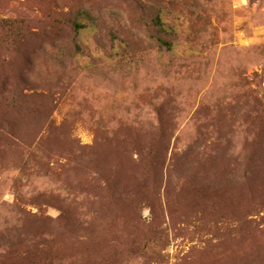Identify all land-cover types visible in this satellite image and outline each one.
<instances>
[{
	"label": "rangeland",
	"instance_id": "obj_1",
	"mask_svg": "<svg viewBox=\"0 0 264 264\" xmlns=\"http://www.w3.org/2000/svg\"><path fill=\"white\" fill-rule=\"evenodd\" d=\"M0 264H264V0H0Z\"/></svg>",
	"mask_w": 264,
	"mask_h": 264
},
{
	"label": "trees",
	"instance_id": "obj_2",
	"mask_svg": "<svg viewBox=\"0 0 264 264\" xmlns=\"http://www.w3.org/2000/svg\"><path fill=\"white\" fill-rule=\"evenodd\" d=\"M154 23H155L156 26H158L160 28L164 27V24L161 21V18L159 16H157L155 18ZM159 43H160L161 46L165 47L166 49H171V44L169 42H166L164 40L159 39Z\"/></svg>",
	"mask_w": 264,
	"mask_h": 264
}]
</instances>
